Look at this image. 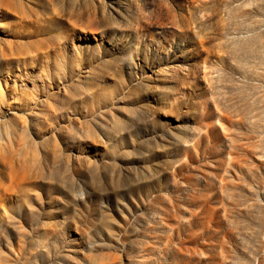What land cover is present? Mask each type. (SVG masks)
I'll return each mask as SVG.
<instances>
[{
    "label": "rangeland",
    "instance_id": "rangeland-1",
    "mask_svg": "<svg viewBox=\"0 0 264 264\" xmlns=\"http://www.w3.org/2000/svg\"><path fill=\"white\" fill-rule=\"evenodd\" d=\"M0 264H264V0H0Z\"/></svg>",
    "mask_w": 264,
    "mask_h": 264
}]
</instances>
